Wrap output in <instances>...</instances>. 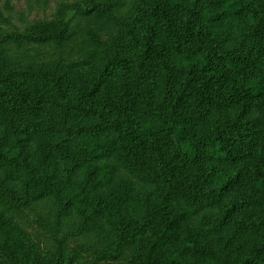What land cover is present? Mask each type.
<instances>
[{
	"label": "trees",
	"instance_id": "16d2710c",
	"mask_svg": "<svg viewBox=\"0 0 264 264\" xmlns=\"http://www.w3.org/2000/svg\"><path fill=\"white\" fill-rule=\"evenodd\" d=\"M116 4H63L54 19L7 39L65 42L71 37L70 11L102 17L112 15ZM150 8L155 19L173 23L178 37L170 41L159 25L147 31L141 71L158 69L153 94L142 91L139 80L106 98L94 87L83 94L86 118L74 119L41 111L36 105L41 102L34 105L35 96L24 86L30 75L0 66V165L17 169L26 203L55 196L65 211L76 207L93 226L105 219L123 243L140 240L136 264H264V120L249 116L253 108L264 116V0H152ZM225 21L238 24L223 36V47L198 45L191 30L206 39L212 24ZM114 67L120 63L112 62L105 77ZM231 76L241 79L233 90ZM141 98L147 99L150 115L135 113ZM97 99L107 113L89 116L87 103ZM234 107L237 128L230 134L217 131L215 112ZM98 125L107 126V133H95ZM110 158L155 185L156 198L140 201L129 183L115 181L116 166L100 164ZM197 162L206 165L205 181L187 185L182 172ZM82 170L78 183L75 176ZM215 207L221 212L212 227L195 222ZM222 230L225 234H216ZM0 259L69 264L42 253L2 215Z\"/></svg>",
	"mask_w": 264,
	"mask_h": 264
},
{
	"label": "rangeland",
	"instance_id": "374dc122",
	"mask_svg": "<svg viewBox=\"0 0 264 264\" xmlns=\"http://www.w3.org/2000/svg\"><path fill=\"white\" fill-rule=\"evenodd\" d=\"M78 1L84 0H0V66L8 71H23L30 75L24 86H28L29 93L35 96L34 105L41 102L36 104L41 111L67 114L74 119L86 118L82 113L86 105L83 94L94 87L98 94L106 98L114 91L136 85L139 80L142 91L147 95L153 94L158 69L145 68V73L141 71L147 31L150 26L159 25L170 35V41L178 37L170 20L155 19L150 8L152 0H117L112 15L102 17L95 13L82 15L72 10L67 17L71 37L65 42L33 43L7 39L10 34L24 33L38 23L54 19L63 4ZM97 1L106 3L108 0ZM237 24L236 21H225L219 27L212 24L213 33L207 35L206 39L199 36V31H191L199 46L207 48L215 44L223 47V36L235 29ZM208 30L206 28V32ZM200 32L205 34L204 30ZM175 46L178 55H181L183 51L180 45L177 43ZM112 62L120 63V67H114L113 73L105 77ZM46 72L48 75H44ZM145 74L151 77H142ZM239 84L241 79L238 76L229 78L230 90ZM100 101L97 99L91 104L87 103L90 107L89 116L107 113ZM133 109L137 115L151 114L146 98L138 99ZM251 111V118L264 120L258 109L253 108ZM238 112L236 107L217 110V131L233 132L237 128L233 122H236ZM94 132L104 135L107 126L98 125ZM195 136L196 141L199 140L198 131ZM100 164L115 165V181L129 183L133 195L140 201L156 198L155 185L134 177L114 158L102 160ZM149 168L154 170L155 166L151 164ZM206 170L205 164L197 162L190 171L182 172L181 179L187 185L196 181L204 182ZM83 172H77L76 182L84 179ZM108 189H103L101 194H106ZM24 195L25 187L17 169L11 165H0V215L17 226L42 253L55 255L69 264H136L140 240L132 245L123 243L105 219L98 220L93 226L76 207L65 211L55 196L26 203L22 200L26 199ZM220 212L219 207L205 210L195 222L210 228L219 218ZM216 234H225V230ZM0 264H4L1 259Z\"/></svg>",
	"mask_w": 264,
	"mask_h": 264
}]
</instances>
